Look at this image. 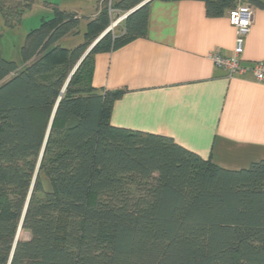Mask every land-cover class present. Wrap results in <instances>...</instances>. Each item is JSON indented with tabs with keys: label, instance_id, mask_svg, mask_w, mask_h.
Returning a JSON list of instances; mask_svg holds the SVG:
<instances>
[{
	"label": "trees",
	"instance_id": "obj_1",
	"mask_svg": "<svg viewBox=\"0 0 264 264\" xmlns=\"http://www.w3.org/2000/svg\"><path fill=\"white\" fill-rule=\"evenodd\" d=\"M107 1L73 49L59 42L79 35L80 18L57 8L28 35L21 65L0 47V264H264V160L227 170L170 138L115 128L112 106L125 90L92 84L96 55L146 38L153 1L182 0L130 14L65 87L109 27L108 11L125 15L145 0ZM191 1L208 18L264 7ZM6 4L0 14L13 28L32 1Z\"/></svg>",
	"mask_w": 264,
	"mask_h": 264
},
{
	"label": "crops",
	"instance_id": "obj_2",
	"mask_svg": "<svg viewBox=\"0 0 264 264\" xmlns=\"http://www.w3.org/2000/svg\"><path fill=\"white\" fill-rule=\"evenodd\" d=\"M251 7L243 65L264 62V7ZM228 14L208 18L200 1H153L146 38L94 59L93 86L125 90L112 106L110 124L170 138L227 170L264 160V85L250 73L230 78L209 59L213 53L233 56ZM116 30L120 34L121 22Z\"/></svg>",
	"mask_w": 264,
	"mask_h": 264
},
{
	"label": "rangeland",
	"instance_id": "obj_3",
	"mask_svg": "<svg viewBox=\"0 0 264 264\" xmlns=\"http://www.w3.org/2000/svg\"><path fill=\"white\" fill-rule=\"evenodd\" d=\"M28 0H7V7H14L17 3L23 5ZM32 6L23 12L20 23L13 28H7L0 14V47L1 55L5 60L22 64L21 49L27 42L28 35L38 29L43 20H51L54 17V9L77 13L80 18L78 28L79 35L71 36L62 40L61 47L71 48L82 43L88 21L92 20L97 12V7L103 0H31ZM111 1L107 4L112 5ZM123 15L116 11H108L109 26L118 22ZM120 24V23H119ZM118 24V25H119ZM117 27L112 28V32H117ZM73 49V48H72ZM21 238L28 239L27 233H21Z\"/></svg>",
	"mask_w": 264,
	"mask_h": 264
},
{
	"label": "built area",
	"instance_id": "obj_4",
	"mask_svg": "<svg viewBox=\"0 0 264 264\" xmlns=\"http://www.w3.org/2000/svg\"><path fill=\"white\" fill-rule=\"evenodd\" d=\"M253 14V8L248 4H239L229 12V24L235 29L233 56L224 57L218 53H213L209 55V59L216 68L223 69L230 78L233 76L243 77L250 73L257 83L264 85V62L259 61L253 62L250 65H243L240 60L243 53L244 38L249 33L253 23ZM121 18L116 23V27L124 20Z\"/></svg>",
	"mask_w": 264,
	"mask_h": 264
},
{
	"label": "water",
	"instance_id": "obj_5",
	"mask_svg": "<svg viewBox=\"0 0 264 264\" xmlns=\"http://www.w3.org/2000/svg\"><path fill=\"white\" fill-rule=\"evenodd\" d=\"M152 0H145L144 2H142L141 4H139L137 7H135L134 9H132L131 11L127 12L125 15H123V17L121 18L122 20L127 18L130 14H132L133 12H135L136 10H138L140 7H142L143 5L147 4L148 2H150ZM112 30V26H109L91 45L90 47L86 50V52L83 54V56L80 58V60L78 61V63L76 64V66L74 67V69L72 70L66 84H65V87L67 86V84L69 83L71 77L74 75L75 71L78 69L79 65L82 63V61L84 60V58L90 53V51L93 49V47L108 33ZM56 107H57V104H56ZM56 107L55 109L53 110V115L51 117V121L53 119V116H54V113H55V110H56ZM51 124V122H50ZM18 235H19V232L17 234V237H16V241L18 239Z\"/></svg>",
	"mask_w": 264,
	"mask_h": 264
},
{
	"label": "bare ground",
	"instance_id": "obj_6",
	"mask_svg": "<svg viewBox=\"0 0 264 264\" xmlns=\"http://www.w3.org/2000/svg\"><path fill=\"white\" fill-rule=\"evenodd\" d=\"M116 23H117V22H114V23L112 24V28H113V27H116V25H117Z\"/></svg>",
	"mask_w": 264,
	"mask_h": 264
}]
</instances>
